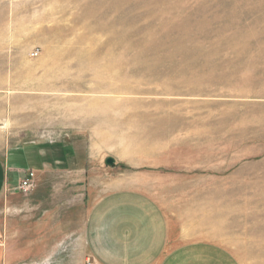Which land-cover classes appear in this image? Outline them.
Listing matches in <instances>:
<instances>
[{
	"label": "rangeland",
	"instance_id": "obj_1",
	"mask_svg": "<svg viewBox=\"0 0 264 264\" xmlns=\"http://www.w3.org/2000/svg\"><path fill=\"white\" fill-rule=\"evenodd\" d=\"M9 153L35 185L0 198L2 264H95L90 213L122 192L264 264V0H0Z\"/></svg>",
	"mask_w": 264,
	"mask_h": 264
},
{
	"label": "crops",
	"instance_id": "obj_2",
	"mask_svg": "<svg viewBox=\"0 0 264 264\" xmlns=\"http://www.w3.org/2000/svg\"><path fill=\"white\" fill-rule=\"evenodd\" d=\"M51 155L52 158L38 157L44 167L50 160L59 166L68 164V157L63 154ZM30 161L11 153L0 155V198L7 186L13 188L20 182L22 177L17 178L16 173L30 169ZM173 229L151 199L122 192L93 208L86 246L95 264H238L230 251L218 244L190 241L184 236L177 242ZM1 239L0 229V264L5 253Z\"/></svg>",
	"mask_w": 264,
	"mask_h": 264
},
{
	"label": "built area",
	"instance_id": "obj_3",
	"mask_svg": "<svg viewBox=\"0 0 264 264\" xmlns=\"http://www.w3.org/2000/svg\"><path fill=\"white\" fill-rule=\"evenodd\" d=\"M35 185V173H29L24 178L20 180V182L13 187V192H18L21 194H29ZM12 191V189H11Z\"/></svg>",
	"mask_w": 264,
	"mask_h": 264
},
{
	"label": "bare ground",
	"instance_id": "obj_4",
	"mask_svg": "<svg viewBox=\"0 0 264 264\" xmlns=\"http://www.w3.org/2000/svg\"><path fill=\"white\" fill-rule=\"evenodd\" d=\"M114 3V2H113ZM122 3V2H121ZM124 4V3H123ZM172 10V9H171ZM174 10V9H173ZM90 12H92V11H90ZM96 13H97V11H96ZM165 13V12H164ZM176 13V12H175ZM105 14V13H104ZM88 15V14H87ZM90 15V14H89ZM111 15V14H110ZM100 16V15H99ZM105 16H107V15H105ZM176 17V16H175ZM105 18H107V17H105ZM101 19V18H100ZM108 19V18H107ZM113 20V19H112ZM168 20V19H167ZM130 21V20H129ZM109 22H110V20H109ZM166 22V21H165ZM113 23V22H112ZM136 23V22H135ZM168 23V22H167ZM94 25V24H93ZM169 25V24H168ZM173 25V24H172ZM95 26V25H94ZM167 26V25H166ZM170 26H171V24H170ZM94 30H96L95 28H94ZM113 32V31H112ZM137 32H140L139 30L137 31ZM95 35V34H94ZM98 35V34H97ZM119 36V35H118ZM111 37V36H110ZM99 39V38H98ZM110 42V41H109ZM99 44H100V42H99ZM144 51V50H143ZM114 61V60H113ZM112 61V62H113ZM149 62V61H148ZM147 65V64H146ZM104 67H105V65H104ZM47 73L48 74H50L51 73V70L50 71H47ZM113 75V74H112ZM86 78V77H85ZM136 79V78H135ZM91 81H92V79H91ZM84 83V82H83ZM127 85V84H126ZM85 87V86H84ZM127 91V90H126ZM94 117V116H93ZM124 118V117H123ZM113 119H114V117H113Z\"/></svg>",
	"mask_w": 264,
	"mask_h": 264
},
{
	"label": "water",
	"instance_id": "obj_5",
	"mask_svg": "<svg viewBox=\"0 0 264 264\" xmlns=\"http://www.w3.org/2000/svg\"><path fill=\"white\" fill-rule=\"evenodd\" d=\"M105 163L107 166H111V167L116 165V161L113 158H108Z\"/></svg>",
	"mask_w": 264,
	"mask_h": 264
}]
</instances>
